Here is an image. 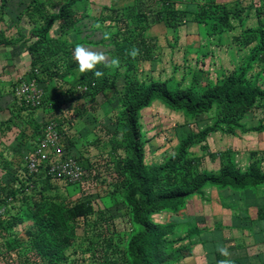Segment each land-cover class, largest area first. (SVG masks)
I'll return each mask as SVG.
<instances>
[{
    "label": "rangeland",
    "instance_id": "1",
    "mask_svg": "<svg viewBox=\"0 0 264 264\" xmlns=\"http://www.w3.org/2000/svg\"><path fill=\"white\" fill-rule=\"evenodd\" d=\"M46 1V14L49 18L59 12L66 0ZM189 2L175 0L172 5L174 9L170 7L175 13L172 15L169 11V15H164L167 10L164 11L163 4L166 2L142 0L141 9L151 24L148 27L147 22L137 23L134 18L136 0H86L72 7L74 23L63 33L73 34L74 39L76 36L79 39L83 37L84 45L106 50L120 61L117 68L98 65L103 69L104 76L108 77L109 87L103 94L83 97L62 105L61 120L65 118L66 121L61 125L60 132L63 134L65 148L73 152L77 151L74 146H78V151L90 158L88 161L80 160L86 176L84 187L78 189L63 182L46 185L35 178L32 182H24L25 193L19 192L16 201H8L6 205L0 206V210H3L2 218H5L6 209L16 213L39 200L42 203L52 200L61 208H68L79 201L90 202L93 214L86 219L68 221L64 227L68 231L75 228L71 243L63 251L64 264H131L126 244L129 237L137 232V226L131 221V215L122 199V187L128 177L122 171L126 151L122 146V106L118 99L129 80L144 83L165 81L170 89L189 87L199 93L227 75L245 68L244 77L247 81L264 86V49L259 51V34L264 32V0H194V4H199L196 7L198 13L209 11V18L204 19L195 11L185 13ZM222 6L229 13L230 19L224 27L215 30L218 21L216 16L211 17V13L222 14ZM235 12L238 14L235 15ZM133 24L137 25L138 30L145 28V32L139 34L138 30L134 31ZM53 25L58 31L65 22L58 19ZM103 33H108L109 38L104 39ZM123 39L127 41L123 45L128 46L125 53H121V48L114 45L124 42ZM92 40L96 41L95 44ZM134 47L139 49V54L133 58L128 52ZM222 55H228L224 59V67L221 64ZM216 64L218 68L224 69L217 70L214 66ZM55 85H52L51 91L48 90L50 93H53ZM33 111L24 112L31 114ZM78 120L80 125L76 126ZM214 120V108L206 114L189 118L180 112L167 110L157 100L152 101L140 111L139 118L145 164L163 163L189 131L199 130ZM12 136L6 138V141ZM209 143L205 140L188 149V156L195 159L194 167L197 171L218 173L230 160L233 163H246L243 154L232 156V150H220L215 142ZM259 157L264 158V149ZM19 159L15 162H19ZM249 159L251 162L252 158ZM20 160L22 170L28 173L23 158ZM260 165L264 168V165ZM15 188H19L16 183ZM189 205L194 206V203ZM198 205L196 203L194 209ZM179 212H182L181 207ZM150 219L160 225L169 223L165 227L167 237L170 240L182 238L176 241L175 247L187 243L188 226L184 224L186 229L181 230L183 225H172L175 224L172 213L152 214ZM28 224L25 222L16 226L20 237L23 236L22 228Z\"/></svg>",
    "mask_w": 264,
    "mask_h": 264
},
{
    "label": "trees",
    "instance_id": "2",
    "mask_svg": "<svg viewBox=\"0 0 264 264\" xmlns=\"http://www.w3.org/2000/svg\"><path fill=\"white\" fill-rule=\"evenodd\" d=\"M80 1L86 0H66L65 4L60 6L59 12L50 15L49 18L46 12L45 15H41L40 5L42 4L35 6L37 18L46 20V24L44 28L35 31L38 40L28 48L31 55L30 78H35L38 83L60 80L76 70V83L66 88L63 86L64 90L55 85L53 93L48 92L47 88L42 89L44 96L40 107L37 108L20 104L14 96L19 114L11 113L6 121L0 123V138L6 136L12 128L17 129L14 136L16 143L13 148H10L9 144H3L0 139V206L6 205L8 201H16L19 192L25 193L24 182H32L38 178L46 185L52 184L53 181L45 175L43 170L36 174H28L22 170L20 159L38 141L47 122L55 121L58 130L61 125H64L65 118L61 120L62 105L83 97L103 94L109 87L108 77L104 74L96 78L93 72H78V66L72 59V50L75 47V44L71 43L73 34H69V43L66 40L53 39L48 35L49 28L58 19L65 22V25L58 30V34L72 26L74 23L72 7ZM163 1L166 2L163 4V9L167 10L164 15H169V11L173 15L175 12L172 5L175 0ZM189 1L185 13L195 11L202 19L209 18V11L202 10L198 13L196 9L199 6L198 2L194 4V0ZM136 2L134 18L137 23L147 22L148 27L151 24L141 9L142 0H136ZM226 12L222 6L223 16L211 13V17L216 16L218 21L214 27L215 30L224 27L230 19L229 13ZM237 14L235 12V15ZM132 26L134 31L138 30L137 25ZM143 31L145 32V28L137 32L143 34ZM259 35V51H262L264 32H260ZM123 41L118 45L114 43L121 48V53H125L128 47L127 44L123 45L127 43L126 39ZM59 64L63 67L62 76L59 74ZM96 70L103 72L99 66ZM245 70L241 68L238 72L227 75L220 82L199 93L189 87L170 89L165 81L144 83L129 80L123 94L118 98L122 106L120 124L122 146L126 151L122 171L128 177L122 187L124 189L122 199L131 215V221L137 226V232L129 237L126 244L131 264H176L190 255L188 244L174 246L176 241L182 238L170 240L167 237L168 232L165 227L168 222L163 225L157 224L150 219L152 214L177 213L186 199L193 195H202L206 185L217 189L233 190L264 186V168L260 165L261 158H252L249 166L244 170L230 160L218 173H213L206 170L197 171L194 167L195 159L188 156V149L204 142L212 132L221 130L234 133V129L240 127L239 121L244 115L253 110L264 109V86L258 82L247 81L244 77ZM78 85H86L87 90L84 93H78L76 90ZM154 100L167 110L180 112L189 118L206 114L214 108L216 120L200 129L197 126L199 130L189 131L180 139L177 148L164 159L163 163L146 165L139 118L140 111ZM25 110H41L42 115L39 120H35L28 113L22 116ZM252 129L261 130L264 129V125ZM18 158H20L19 162L16 163L15 160ZM15 183L18 184V189L15 188ZM91 214H93V208L88 201H79L68 208H61L52 200L45 203L39 200L26 205L24 210L16 213H10L6 209L5 218L0 217V259L32 260L31 264H64L63 251L71 243L72 232L74 234L73 229L75 230V228L69 229V232L64 227L68 221L86 219ZM25 222L29 224L22 228L23 236L20 237L16 226L23 225Z\"/></svg>",
    "mask_w": 264,
    "mask_h": 264
},
{
    "label": "crops",
    "instance_id": "3",
    "mask_svg": "<svg viewBox=\"0 0 264 264\" xmlns=\"http://www.w3.org/2000/svg\"><path fill=\"white\" fill-rule=\"evenodd\" d=\"M39 3L43 5H40L41 15H45L48 3L46 0H38V2L0 0V123L6 121L11 113L19 114L12 89L19 79L28 80L31 76V55L28 48L38 40L35 31L44 28L46 24V20L42 18L37 20L35 6ZM53 26L52 24L49 28V37L67 42L70 40L69 34H58L57 28ZM71 37V43L75 46L83 44V37L82 39L77 36L74 39L72 35ZM92 41L95 44L96 41ZM227 56H221L222 67L225 66L223 62ZM214 66L219 67L217 64ZM59 67V74L62 76L63 67L61 64ZM222 67L217 70H223ZM70 73L60 80L39 82V88H47L51 91L52 85L55 84L57 88L70 87L76 83V70ZM25 115L26 113L23 112L22 116ZM41 115V110H34L30 114L35 120H39ZM79 122V120L76 122V126L80 125ZM239 124L240 127L235 128L234 133L221 130L212 132L206 138V142H210L209 144L215 142L214 144L218 145L220 150L227 148L232 150V156L243 154L242 157L247 159L246 163L235 161L234 164L244 170L250 164L249 158H261L259 156L264 149V129H252L257 128L259 124L264 125V109L253 110L244 115ZM15 131L17 132V129L12 128L6 136L0 138L3 144H9L10 148H13L16 143L14 142ZM10 136H12L11 139L6 141V138ZM74 147L77 151L71 152L77 157L79 163L81 158L82 161L90 159L86 154L79 152L78 146ZM261 164L264 165V161ZM80 165L84 167L82 162ZM242 165H244L243 168L240 167ZM190 203H194V206L197 203L199 207L194 209V206L189 205ZM181 209L182 212L172 214L175 220L173 225H183L181 230L186 229L184 224L188 226L187 243L182 245L188 244L190 255L176 264H217L218 260L223 259L216 251L218 246L228 248L233 264H264V186L242 190L205 186L202 195L189 197ZM180 213L182 215L179 216ZM183 233L184 231L181 233L184 236ZM31 261L0 259V264H31Z\"/></svg>",
    "mask_w": 264,
    "mask_h": 264
},
{
    "label": "built area",
    "instance_id": "4",
    "mask_svg": "<svg viewBox=\"0 0 264 264\" xmlns=\"http://www.w3.org/2000/svg\"><path fill=\"white\" fill-rule=\"evenodd\" d=\"M37 84L35 78L19 79L12 89L17 101L27 107H40L44 92ZM76 90L84 93L87 86L78 85ZM62 135L55 121L47 122L38 141L23 156L26 170L29 174L43 170L53 182H63L82 189L85 172L77 157L65 148ZM2 214L3 210H0V217Z\"/></svg>",
    "mask_w": 264,
    "mask_h": 264
},
{
    "label": "clouds",
    "instance_id": "5",
    "mask_svg": "<svg viewBox=\"0 0 264 264\" xmlns=\"http://www.w3.org/2000/svg\"><path fill=\"white\" fill-rule=\"evenodd\" d=\"M96 27H99V25ZM102 35L104 39L109 38L108 33H103ZM138 54L139 49L135 47L128 52V55L133 58ZM72 59L76 62L80 73L93 72L96 78L103 76V72L96 70L98 65H103L107 68H117L120 63L119 58L113 57L108 51L88 47L84 44H76L72 52ZM216 251L223 257V259L217 261V264H233L230 259L231 253L227 247L218 246Z\"/></svg>",
    "mask_w": 264,
    "mask_h": 264
}]
</instances>
